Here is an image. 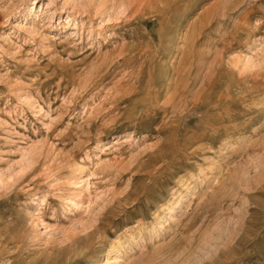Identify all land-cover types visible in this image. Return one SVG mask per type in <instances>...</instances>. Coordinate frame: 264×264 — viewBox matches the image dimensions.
<instances>
[{"label": "rangeland", "instance_id": "rangeland-1", "mask_svg": "<svg viewBox=\"0 0 264 264\" xmlns=\"http://www.w3.org/2000/svg\"><path fill=\"white\" fill-rule=\"evenodd\" d=\"M0 264H264V0H0Z\"/></svg>", "mask_w": 264, "mask_h": 264}]
</instances>
